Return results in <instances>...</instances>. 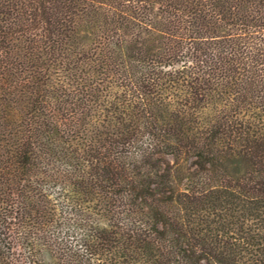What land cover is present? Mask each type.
<instances>
[{
  "label": "trees",
  "instance_id": "1",
  "mask_svg": "<svg viewBox=\"0 0 264 264\" xmlns=\"http://www.w3.org/2000/svg\"><path fill=\"white\" fill-rule=\"evenodd\" d=\"M0 264H264V0H0Z\"/></svg>",
  "mask_w": 264,
  "mask_h": 264
}]
</instances>
